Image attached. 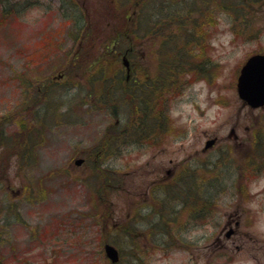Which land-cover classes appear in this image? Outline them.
Segmentation results:
<instances>
[{
  "label": "rangeland",
  "instance_id": "obj_1",
  "mask_svg": "<svg viewBox=\"0 0 264 264\" xmlns=\"http://www.w3.org/2000/svg\"><path fill=\"white\" fill-rule=\"evenodd\" d=\"M68 1L11 0L17 6L9 13L0 3V260L108 264L103 250L108 242L122 253L119 264H182L179 253L174 257L167 249L169 238L162 239V248L143 226L131 238H125L122 227L130 209L150 207L154 195H169L157 188L167 183L168 170L190 163L197 183L222 198L201 228H178L179 243L191 245L187 254L205 253L207 258L197 264L213 258L212 264H264V174L258 175L250 162L255 142H264V108L247 107L236 88L243 63L264 53V0L241 10L236 20L224 11L204 19L198 39L203 44L192 46L189 56H196L191 68L180 77L176 93L162 100L169 122L160 126L157 146L129 135L109 151L102 150L109 133L130 134L139 117L126 103L118 102L117 108L105 103L108 88L118 82L113 96L121 99L132 80L147 82L146 73L159 76L167 66L159 51L173 57L170 39H179V29L165 21L155 36L150 31L149 37H139L142 53L131 63V81L126 82L122 57L101 53L106 39L127 31L123 16L128 0H74L78 12H85L82 28L65 18ZM186 1L175 3L184 8L174 18L177 22L180 16V30L191 34L204 9L199 0ZM170 5V0H158L149 12L168 19L163 15ZM129 13L126 23L132 27L137 14ZM97 57L101 62L91 67ZM77 65L81 71L74 72ZM81 72L86 75H77ZM208 138L218 139L219 145L203 155ZM217 157L215 170L203 164ZM79 159L83 163L77 166ZM233 200H240L243 238L233 244L223 235L230 250L214 254V247L204 246L216 243L226 213L237 205L227 207ZM190 240L204 246L197 248ZM138 245L142 258L132 262L125 253L131 248L139 253Z\"/></svg>",
  "mask_w": 264,
  "mask_h": 264
},
{
  "label": "trees",
  "instance_id": "obj_2",
  "mask_svg": "<svg viewBox=\"0 0 264 264\" xmlns=\"http://www.w3.org/2000/svg\"><path fill=\"white\" fill-rule=\"evenodd\" d=\"M158 0H128V7L127 10L125 9L123 20L126 24L127 31L125 29L120 30L115 34V36L111 37V39H106L102 44L103 51L101 53L102 57L104 55L107 57L108 55L114 56L118 55L117 60L120 59L121 56L124 54L127 55V57L133 62H135L137 59H139L141 53H142V45L140 44L141 39H139L140 31L142 30L145 37H149L151 35L155 36V29H157L162 25H164V22H170L172 23V26L177 25L179 29V39H170L172 41L171 47L173 48V57L167 58L165 54L167 55V50H162L160 53L162 55L161 57V64L167 65L165 68L162 69V72L158 77L152 78L151 74L146 73V76L149 79L147 82L144 83H138V85L129 91V89L125 88V91L123 90V93L127 95L129 101L126 102L131 111L133 108L136 110V115L139 117V120L136 123H131L134 125L133 131L135 135H139L142 132H145V137H149L150 135L155 136L158 129H157V123L156 120H160V124L163 126L165 124L164 121L168 122V116L165 113L166 105L162 102L166 96H171L176 93V88L179 86V80L180 77L187 72L188 69L191 68L192 64V56H196L195 53H193L191 56L190 53L193 51L191 48L194 46L193 49H195L196 45H202L203 43H200L199 34H203L204 30H202V27L205 26L204 19H211L213 16V12H220L224 11L227 13H231L233 19H238L240 16L241 10L246 11L248 9H251L255 7V2L258 0H199L200 3H203L201 6L203 7L204 11L201 12V18L195 22V20L192 23V32L191 34L182 33L181 25L184 24V21L179 20L176 22L175 17H178V14L183 10V5H178L175 3H178L179 1L184 2L186 4V0H170L171 5L166 10V14L163 16L170 17L168 19H163L161 16L156 15L157 13L154 11L152 13L149 12V9L151 7L156 6ZM196 1V0H194ZM247 1V2H246ZM211 5H214V9H211ZM187 8V7H186ZM135 10V13L137 14V17L134 22L132 23V27H129L127 25V21L130 13ZM155 10V8H154ZM72 9H68V14L64 13L65 17L69 16L68 19L72 20V22L76 21L77 26L80 27V21L76 19L75 12H72ZM71 13V15H69ZM80 17L83 16L82 13H79ZM180 15V14H179ZM88 16V15H87ZM89 18V17H88ZM159 20V21H158ZM160 21L162 23H160ZM123 28V27H122ZM151 31V32H150ZM150 32L149 36L148 33ZM139 36H137V35ZM137 36V38H136ZM192 39H195L192 41ZM167 44H169V42ZM166 44V45H167ZM191 45L189 48L188 46ZM139 50V51H138ZM171 50V49H170ZM169 50V51H170ZM109 53V54H108ZM115 58V59H116ZM94 63L91 65V67L97 65L99 62H101V57H97L96 60H93ZM91 67L89 69H91ZM80 67L78 65L73 68L74 72L76 70H79ZM89 69H86L85 71H88ZM81 71V70H79ZM91 71V70H90ZM71 72V69H70ZM69 72V73H70ZM86 75L85 72L78 73ZM95 75V73H91L90 76ZM116 108V107H114ZM158 108V109H157ZM116 114V110L115 113ZM118 116V115H117ZM125 133L123 130H119L115 135L112 132V134L109 133L108 136L111 135V138H115L118 135H122ZM113 135V136H112ZM150 137L149 139H151ZM111 139V140H112ZM109 142H106V144ZM105 144V145H106ZM256 152L255 157H257L256 161L253 162V166L257 167L255 168L256 173L259 175V173H264V142L260 144H255ZM105 148V146H104ZM108 180L107 178L104 181L105 189H108ZM110 183V182H109ZM12 205L10 206V209L12 211ZM123 232V230H122ZM134 232H132L131 235H133ZM3 235V234H1ZM140 248V246H137ZM135 255V253H134ZM136 256V255H135ZM137 258V256H136ZM108 264H111L108 260H106ZM27 263V262H26ZM0 264H7L2 260H0ZM9 264H15L13 261ZM106 264V263H103Z\"/></svg>",
  "mask_w": 264,
  "mask_h": 264
},
{
  "label": "flooded vegetation",
  "instance_id": "obj_3",
  "mask_svg": "<svg viewBox=\"0 0 264 264\" xmlns=\"http://www.w3.org/2000/svg\"><path fill=\"white\" fill-rule=\"evenodd\" d=\"M129 76H127V80H129ZM214 139L215 142L213 143L214 146L210 148V150H204L203 149V155L207 154L209 151H216L217 146L219 145V141L216 138H208L206 141ZM221 150V149H220ZM229 150H227L228 152ZM221 154L223 155L222 151ZM216 160H220L218 157L215 159H209V161L205 162L207 163H214V165L217 167L218 163ZM183 165L188 164L184 160L182 163ZM192 165H186L182 166L183 168H187L188 171H190L188 168L191 167ZM181 171V170H180ZM168 175L165 176V178L168 179L166 184L157 186V188L162 187V188H168V194L169 195H154L153 197V202L150 207L147 208V205L137 207V218L132 217L130 213L127 214L126 219L124 220V226L126 230V234L132 233V230L138 233L137 231L140 230L141 224L144 226L143 229H149L151 224L147 223H142L140 221V215L142 216H147V214L152 211V213L155 215V226H154V233L157 235L162 236V230H165L168 228L167 234L169 235V250L170 254L173 255L174 257L177 256L179 253L180 258L182 259V264H193V262H198L199 260H203V258H207L205 253H197L193 255L191 254V251H188L187 254V249L190 248V244H186L183 246V244H180L179 242L181 241L179 239V231L185 230L189 231L192 228L199 227L203 225L205 220H208L209 217H212L215 215L216 209L219 207L220 204V199L222 197L218 196H211L208 194L204 195H178L177 194V187H178V182H177V177H178V171L177 169L175 171L168 170ZM161 189V188H160ZM241 199L240 197H238ZM232 199H236L235 196ZM237 203L235 205V208L232 209V211H229L226 213L227 217V222L223 226H221V230L219 233V236L216 239V243L212 245H199L198 240H196L194 243L192 240L193 245H195L197 248H211L214 247V254L217 253L218 250H230L228 247L225 245V241L232 242L233 244H236L237 239L243 238V233H240L241 229V222H240V216L238 215V209H241L239 206L240 200H233L229 201L227 203V207L229 208V205H233V203ZM144 208V209H141ZM141 209V211H140ZM150 210V211H149ZM129 211H132L131 209ZM139 212V213H138ZM140 214V215H139ZM167 218V219H166ZM168 222V225L164 223V221ZM153 223V224H154ZM167 225V227H165ZM147 226V227H146ZM180 226H184L183 229L178 230ZM133 227L131 230L130 228ZM177 228V230H176ZM196 228V229H197ZM161 230V231H160ZM151 231V230H150ZM225 236V241L222 238V236ZM202 241L200 242V244ZM239 249L240 247L237 246ZM262 248V247H261ZM185 250V251H184ZM223 251L222 253H224ZM230 252V251H229ZM213 254V255H214ZM201 260V261H202ZM214 260L210 259L209 264H212L211 262ZM194 263V264H195ZM197 264V263H196Z\"/></svg>",
  "mask_w": 264,
  "mask_h": 264
},
{
  "label": "water",
  "instance_id": "obj_4",
  "mask_svg": "<svg viewBox=\"0 0 264 264\" xmlns=\"http://www.w3.org/2000/svg\"><path fill=\"white\" fill-rule=\"evenodd\" d=\"M125 65L128 66L126 61ZM237 89L240 98L251 107L264 106V55H254L247 60L241 69ZM80 164L81 161H77V165ZM105 251L112 263L119 261L118 251L113 246L106 245Z\"/></svg>",
  "mask_w": 264,
  "mask_h": 264
}]
</instances>
